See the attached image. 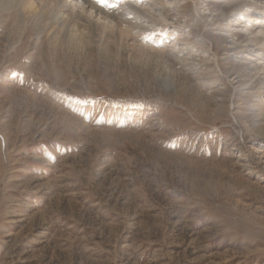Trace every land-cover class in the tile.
Masks as SVG:
<instances>
[{
	"label": "rangeland",
	"instance_id": "1",
	"mask_svg": "<svg viewBox=\"0 0 264 264\" xmlns=\"http://www.w3.org/2000/svg\"><path fill=\"white\" fill-rule=\"evenodd\" d=\"M127 1L103 49L0 12V264H264V0Z\"/></svg>",
	"mask_w": 264,
	"mask_h": 264
},
{
	"label": "bare ground",
	"instance_id": "2",
	"mask_svg": "<svg viewBox=\"0 0 264 264\" xmlns=\"http://www.w3.org/2000/svg\"><path fill=\"white\" fill-rule=\"evenodd\" d=\"M69 1L76 4L80 3L82 8L87 9V11L91 10L95 15L107 19L108 22L112 23V28H108L107 32L105 31L107 28H104L101 32L100 41L95 40L96 33L99 35V25L96 23L94 27L92 21H89L86 17L82 18L78 11H74L73 7L71 9V6L63 0H0V12L3 15L6 13L14 16L18 14V18H20L19 20L17 18L18 26L24 29L32 24L35 33L39 36H45L47 41H52L54 44L60 43L63 47H75L81 50L93 44H96L100 49L108 48L110 44H116L118 38L121 37L123 40L125 39L124 35L130 36L134 28H140V24L136 23L132 18V14L143 21L147 19L144 14L136 10L135 5L130 4L127 0L122 1V3H120L121 0H111L109 4L114 5L113 7H102L96 3V0ZM85 9L83 10L86 11ZM250 18L252 19L249 21H254V17ZM121 27H125L126 30L120 29ZM123 36L124 38H122ZM162 81L166 87L173 84V80L169 75Z\"/></svg>",
	"mask_w": 264,
	"mask_h": 264
},
{
	"label": "snow or ice",
	"instance_id": "3",
	"mask_svg": "<svg viewBox=\"0 0 264 264\" xmlns=\"http://www.w3.org/2000/svg\"><path fill=\"white\" fill-rule=\"evenodd\" d=\"M96 3L102 7H113L114 5L109 4L108 0H96Z\"/></svg>",
	"mask_w": 264,
	"mask_h": 264
}]
</instances>
